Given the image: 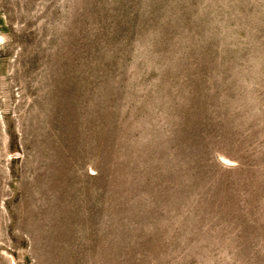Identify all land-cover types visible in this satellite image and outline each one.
<instances>
[{
    "label": "rangeland",
    "instance_id": "rangeland-1",
    "mask_svg": "<svg viewBox=\"0 0 264 264\" xmlns=\"http://www.w3.org/2000/svg\"><path fill=\"white\" fill-rule=\"evenodd\" d=\"M0 264H264V0H0Z\"/></svg>",
    "mask_w": 264,
    "mask_h": 264
}]
</instances>
